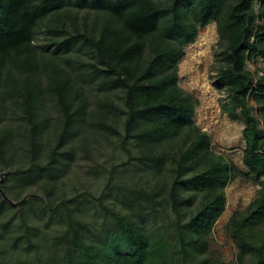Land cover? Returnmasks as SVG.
Returning <instances> with one entry per match:
<instances>
[{"label": "trees", "instance_id": "obj_1", "mask_svg": "<svg viewBox=\"0 0 264 264\" xmlns=\"http://www.w3.org/2000/svg\"><path fill=\"white\" fill-rule=\"evenodd\" d=\"M213 22L215 87L261 187L228 231L241 264H264V77L247 69L264 60V0H0V175L28 197L0 194V264H223L210 238L240 170L179 86ZM105 145L121 162L91 170L101 193L70 194L79 153Z\"/></svg>", "mask_w": 264, "mask_h": 264}, {"label": "rangeland", "instance_id": "obj_2", "mask_svg": "<svg viewBox=\"0 0 264 264\" xmlns=\"http://www.w3.org/2000/svg\"><path fill=\"white\" fill-rule=\"evenodd\" d=\"M219 41L218 27L213 22L200 31L194 43L184 47V56L179 63V86L186 94L194 97L197 103L194 122L211 138L214 153L223 156L240 170L239 177L225 189L226 208L212 232L209 257L223 264H241V253L229 234L228 226L235 213H243L251 206L261 187L244 165L247 148L245 123L234 122L223 112L222 106L228 96L215 87L219 69L216 60L220 53ZM247 69L258 78L264 77V60L249 62ZM251 106L255 108L252 100ZM89 150V155L83 151L79 153L69 175L67 188L72 195L91 192L98 196L103 180H99V175L91 171L93 167H107L113 161V165L121 162L109 145L101 146L96 151ZM16 193L13 190L10 196L15 198Z\"/></svg>", "mask_w": 264, "mask_h": 264}, {"label": "water", "instance_id": "obj_3", "mask_svg": "<svg viewBox=\"0 0 264 264\" xmlns=\"http://www.w3.org/2000/svg\"><path fill=\"white\" fill-rule=\"evenodd\" d=\"M7 175H8V172H4L3 174L0 175V194H1V196H2V198H3L4 201L8 202L12 206L20 207L23 204V202H25L28 199V197H26L25 199H23L20 202H14L13 200H11L7 196V194L5 193V191L3 189V184L5 182V178H6Z\"/></svg>", "mask_w": 264, "mask_h": 264}]
</instances>
